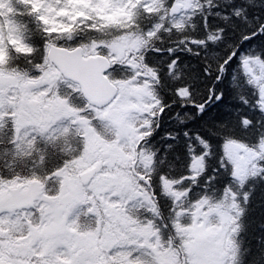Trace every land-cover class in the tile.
I'll return each instance as SVG.
<instances>
[{
    "label": "snow or ice",
    "instance_id": "snow-or-ice-1",
    "mask_svg": "<svg viewBox=\"0 0 264 264\" xmlns=\"http://www.w3.org/2000/svg\"><path fill=\"white\" fill-rule=\"evenodd\" d=\"M0 264H264V0H0Z\"/></svg>",
    "mask_w": 264,
    "mask_h": 264
}]
</instances>
